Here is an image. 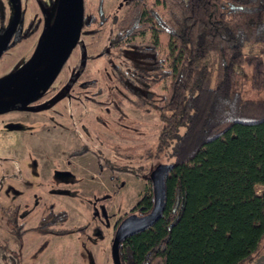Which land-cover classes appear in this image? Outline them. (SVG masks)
<instances>
[{"label":"trees","instance_id":"1","mask_svg":"<svg viewBox=\"0 0 264 264\" xmlns=\"http://www.w3.org/2000/svg\"><path fill=\"white\" fill-rule=\"evenodd\" d=\"M124 1L121 18L111 22L115 33L108 48L116 56L135 50L142 66L116 70V78L133 96L130 107L156 112L160 128L146 157H166L170 169L159 217L120 243L119 262L249 264L264 238V0ZM146 36L147 43L135 44ZM247 45H262L263 51L244 54ZM244 67L249 79L243 94ZM163 81V93L152 100L143 88ZM103 167L148 182L131 212L148 213V171L107 161ZM0 213V264H21L19 248L28 233L85 230L64 229L66 213L52 208L32 229L23 228L17 207L0 206Z\"/></svg>","mask_w":264,"mask_h":264},{"label":"rangeland","instance_id":"2","mask_svg":"<svg viewBox=\"0 0 264 264\" xmlns=\"http://www.w3.org/2000/svg\"><path fill=\"white\" fill-rule=\"evenodd\" d=\"M15 7L19 20L0 56V80L42 55L28 75L0 94V206L17 207L24 229L35 228L50 208L66 213L64 229L85 228L66 236L26 234L19 248L21 264H112L114 225L132 212L148 182L113 173L103 163L142 167L148 176L157 163L169 161L146 157L156 144L157 114L130 107L127 100L133 96L116 78V70L142 66L139 52L126 49L116 56L108 48L115 33L111 22L121 18L125 1L0 0V40ZM69 43L67 55L55 67ZM262 51V45H247L243 53ZM248 79L244 67L243 94ZM166 85L163 81L143 89L156 101ZM81 149L87 152L72 155ZM260 245L255 257L264 255V238Z\"/></svg>","mask_w":264,"mask_h":264},{"label":"water","instance_id":"3","mask_svg":"<svg viewBox=\"0 0 264 264\" xmlns=\"http://www.w3.org/2000/svg\"><path fill=\"white\" fill-rule=\"evenodd\" d=\"M18 20L19 9L15 7L12 20L0 40V56L5 51L6 45L10 40V37L15 29L16 24L18 23ZM71 45V43L67 44L66 47L62 50L61 54L55 62V67L59 66L62 63L63 59L71 48ZM41 55L42 52L37 53L23 68L19 69L9 77H6L3 80L1 79L0 94L11 89L15 84H17L26 75H28L29 72L32 71L38 64ZM169 169L170 165L157 164L148 173V181L151 191V208L148 213L140 217L135 215H128L124 219H122L114 228L109 247L110 259L112 264H120L118 257V249L120 243L127 237L150 227L159 217L164 200L163 181Z\"/></svg>","mask_w":264,"mask_h":264},{"label":"crops","instance_id":"4","mask_svg":"<svg viewBox=\"0 0 264 264\" xmlns=\"http://www.w3.org/2000/svg\"><path fill=\"white\" fill-rule=\"evenodd\" d=\"M264 259V255H261V253H259L258 255H257V257H255L254 259H253V261L251 262V263H249V264H261L260 263V261H262ZM257 260V261H256Z\"/></svg>","mask_w":264,"mask_h":264},{"label":"flooded vegetation","instance_id":"5","mask_svg":"<svg viewBox=\"0 0 264 264\" xmlns=\"http://www.w3.org/2000/svg\"><path fill=\"white\" fill-rule=\"evenodd\" d=\"M19 9V8H18ZM19 13H20V10H19ZM99 14V13H98ZM99 16H100V14H99ZM89 18H91V20H90V22H92L93 23V16H90ZM95 21V20H94ZM10 39H11V37H10ZM10 41V40H9ZM8 41V42H9ZM8 44V43H7ZM7 46V45H6ZM6 49V48H5ZM128 215H135V216H138V215H136V214H134V213H129V214H127L126 216H128ZM126 216H124V217H122L121 219H119L115 224H118L122 219H124ZM141 216V215H140ZM140 216H138V217H140ZM143 216V215H142Z\"/></svg>","mask_w":264,"mask_h":264}]
</instances>
